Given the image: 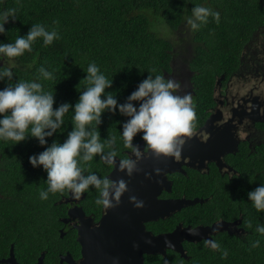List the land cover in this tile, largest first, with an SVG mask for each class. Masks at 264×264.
Returning a JSON list of instances; mask_svg holds the SVG:
<instances>
[{"label": "trees", "instance_id": "trees-1", "mask_svg": "<svg viewBox=\"0 0 264 264\" xmlns=\"http://www.w3.org/2000/svg\"><path fill=\"white\" fill-rule=\"evenodd\" d=\"M194 5L219 12V23L209 17L207 24L193 32L186 24V17L191 15ZM0 8L17 10L16 20L5 25L9 32L0 34V42H14L34 23L58 31L60 39L49 46L37 40L31 52L16 58L18 67L13 69L14 79L20 80L35 79L41 66L52 72L54 79L41 80V83L46 91L54 88V108L64 102H77L79 91L86 86L82 79L89 63L95 62L106 77L113 78L112 87L106 91L116 94L119 103L125 102L148 72L167 78L169 73H178L186 64L196 96L195 126L202 122L198 118L203 105L207 114V109L216 103L213 94L218 79L222 75L229 78L236 72L245 46L264 27V0H0ZM178 58L182 63L177 64ZM6 84V81L0 82V89ZM71 116V111L66 114L62 133L48 138V144L52 140L63 143L72 130ZM126 119L118 112L115 115L105 112L99 125L102 139L117 137L119 155L125 149L120 131ZM139 140V135L134 138V142ZM255 146L254 151H243L230 161L238 172L233 177L222 176L217 169L210 174L196 171L195 178L186 179L175 190L180 194L183 187L189 196L198 194L209 199L161 219L157 224L163 230L172 229L179 221L212 223L241 217L246 232L242 236L227 232L215 235V241L228 251L226 258L203 246L190 250L191 257L181 259L182 264H264V237L255 233L257 223L264 224V213H257L247 196L264 183V142ZM43 150L35 138L16 145L0 140V230L5 229L7 236L5 250L0 248V257L7 255L10 243L15 245L16 254H21V262L62 242L65 248L57 247V250L78 252L76 233L68 232L69 241H65L59 238L58 231L61 226L58 216L65 215L67 210L65 204L58 203L70 193L67 190L49 193L47 200L40 199V191L47 189L44 181L47 174L41 167L33 168L29 157ZM86 168L106 177L112 165L97 157ZM98 197V190L90 188L81 202L97 216L102 208L95 203ZM257 239L260 246L251 248V242ZM57 250H47L49 263L58 264ZM170 255L174 258L178 253L170 251Z\"/></svg>", "mask_w": 264, "mask_h": 264}, {"label": "clouds", "instance_id": "clouds-1", "mask_svg": "<svg viewBox=\"0 0 264 264\" xmlns=\"http://www.w3.org/2000/svg\"><path fill=\"white\" fill-rule=\"evenodd\" d=\"M15 8H0V34L6 35L5 25L16 20ZM209 17L219 23L220 13L203 5H194L186 24L194 32L209 22ZM55 23V22H54ZM60 39L58 31L48 30L41 23L31 24L28 32L18 35L14 42H0V82L6 81L0 89V140L12 141L14 145L29 138H35L44 150L29 157L33 168L41 167L46 172V190L39 193L41 200H47L49 193H71L79 200L90 188L99 192L97 205L107 211L119 203L127 191L126 182L111 180L87 171L86 165L99 157L101 161L113 166L118 155L117 137L101 138L99 125L105 112H117L127 119L121 124L120 139L123 147L129 150L126 158L117 163L118 170L131 176L144 153L134 143L138 135L147 148L157 156L180 159L184 137L191 136L196 120V106L190 93L178 94L181 83L164 75L148 72L124 103H119L116 94L106 91L113 85L95 63H89L82 79L86 86L79 91L75 104L64 102L54 108L55 91H46L41 80L54 79L53 73L41 66L39 75L33 80L14 79L13 69L17 68L16 58L32 51V45L42 40L49 46ZM176 61H173L175 63ZM28 67H31L29 65ZM72 112V130L67 133L63 143L52 140L58 132L62 133L66 114ZM120 123V122H118ZM251 206L257 213H264V183L247 193ZM136 207L141 201L130 197ZM255 233L264 237V224L257 223ZM166 241V245L170 244ZM205 245L221 258L228 251L215 240H205ZM260 246V239L251 242V248Z\"/></svg>", "mask_w": 264, "mask_h": 264}, {"label": "flooded vegetation", "instance_id": "flooded-vegetation-1", "mask_svg": "<svg viewBox=\"0 0 264 264\" xmlns=\"http://www.w3.org/2000/svg\"><path fill=\"white\" fill-rule=\"evenodd\" d=\"M264 35V27L256 31L250 42L245 46L241 54V62L238 69L233 73L229 78L222 75L216 82L214 88V106H211L206 110L203 105V111L198 118V121H202L199 125L194 124L193 135H196L195 142L205 146L213 155L205 154L204 151H194L198 161H194V167L188 166L190 161L189 157L183 159L180 156V159L177 160L180 163L182 171H174L166 174L167 179L171 181V192L162 191V193L157 196L158 199H168V198H189L193 199L196 197H202L198 194H193L189 196L188 190L181 187V191H175L178 189L179 185L182 182H185L186 179L195 178L197 175L196 171H199L201 174H210L214 169L220 172L222 176L227 175L229 178L237 174V170L234 166L231 165V160L236 159L241 152H252L255 150V143L264 142L261 141L260 136L264 133L262 127L264 126V42H258L260 36ZM264 41V39H263ZM258 42V43H257ZM175 64V63H174ZM2 66V62H0ZM190 72L187 69L186 64H183L181 70L178 73H169V78L177 80L181 83V87L178 90V94L184 95L190 93L193 97V100L196 99L193 85L189 82ZM141 143L142 152L144 156L149 155V149L147 148L144 141L139 140L134 143ZM200 146L198 149H203L204 147ZM228 150H225V149ZM216 153H221V159L225 163V166L219 167L216 160L213 159V156ZM129 155V150L124 149L122 155H117L119 159L126 158ZM206 157L201 163V158ZM113 169V166L111 170ZM108 171L105 176L107 177L110 174ZM194 176V177H193ZM177 182V183H176ZM178 194V195H177ZM86 193L81 195L79 200L73 199L71 193L69 196L64 198L58 204H65L66 214L59 215L58 220L60 222V227H58L60 239L67 240L69 237L66 235L70 231L76 233V241L78 237V229L76 225H79L78 218H71L69 211L75 207H81L84 210L85 215L91 217V226L98 225L100 217L103 215V206L101 208L100 215L97 213L89 212L85 205L81 202L85 199ZM209 199V198H208ZM201 204V203H200ZM161 220H152L144 222L145 231L158 235L162 233H167L173 231L177 226L182 225L183 227L191 226L193 228L197 227H209L215 224H223V227H220L215 234L207 233L206 236H202L200 240L188 241L184 240L182 242L184 248V255L180 254L174 249H167L165 253L162 252H152L146 253L143 252L145 245L141 242L140 237L142 234L140 232L134 233L130 232L133 230L130 226H127L126 237L129 239H124L125 236L121 235L122 232L119 230H124L122 224L124 220L122 218L112 219L114 226L119 233L112 234L113 239L119 242V248L123 250L125 256L123 258V264H137L141 259V264H182L181 259H189L191 257L190 250L199 249L205 245L206 237L211 236L212 240H215V235L223 232L229 234H235L238 236L244 235L246 232L244 227L241 225L242 218L237 217L232 220L228 219H218L212 223H187L185 224L182 221H179L172 229L163 230L162 226L157 224ZM119 229H118V228ZM225 227V228H224ZM222 228V230H220ZM0 248L5 250L6 247V231L5 229L0 230ZM121 233V234H120ZM132 243H131V242ZM79 248L78 252L70 251V249L63 252V250H57L59 248H65V243L62 242L59 245H54L52 248L48 247L47 250H57L58 251V264H69L67 260L63 257L69 253L75 264H80L83 254H82V245L78 242ZM69 245V244H68ZM67 245V246H68ZM15 260L20 264H36L41 262L42 264H52L50 256L47 254V250H43L40 254L34 253L31 254V260H26L21 262L19 257L21 254H16L15 245L10 243V248L6 256L0 257V264H8L4 262L5 259L10 255V251ZM170 251L178 253L177 257L172 258ZM25 252V251H24ZM55 259V257H54ZM180 261V263L178 262Z\"/></svg>", "mask_w": 264, "mask_h": 264}, {"label": "water", "instance_id": "water-1", "mask_svg": "<svg viewBox=\"0 0 264 264\" xmlns=\"http://www.w3.org/2000/svg\"><path fill=\"white\" fill-rule=\"evenodd\" d=\"M193 136V138L192 135L184 137L180 155L183 159L189 157L188 166L190 167H194V161H198L194 151L201 152L205 150V154L213 155L208 148L195 142L196 135ZM135 144L142 148L141 143ZM200 146L204 148L198 149ZM205 158H201V163H203ZM213 159L216 160L219 167L225 166V163L221 159V153H216ZM119 160L116 157L113 169L107 177L111 180L123 179L127 184V191L120 197L118 204L107 211L103 209V215L100 217L98 225L91 226V217L85 215L81 207H75L69 211L71 218H78L79 221V225H76L78 229L77 240L82 245L83 254L80 264H123L125 253L119 248V242L113 239L112 234L119 232L115 228L114 222L111 221L112 219L122 218L124 220L122 224L124 230L117 227L123 236L128 233V225L133 229L130 232H140L142 234L140 237L141 242L145 245L143 252L146 253H165L169 248L184 255L182 245L184 240H200L201 235L206 236L207 233L215 234L220 227H223V224L197 228L179 225L173 231L158 235L145 231L144 222L169 218L172 214L181 211L185 207L206 202L208 198H168L163 200L157 198L163 190L168 193L171 192V181L167 179L166 174L182 171L180 163L173 157L157 156L149 150V155L143 156L140 159L136 171L131 176L118 170L117 163ZM130 197H135L136 201H141L142 207H136L134 202L130 200ZM124 239L129 238L125 236ZM206 239H212V237L209 236ZM166 241H170L171 243L166 245ZM63 258L69 264H75L71 253L68 252ZM15 259L11 250L10 255L4 262L8 264H20ZM137 264H141V259Z\"/></svg>", "mask_w": 264, "mask_h": 264}, {"label": "rangeland", "instance_id": "rangeland-1", "mask_svg": "<svg viewBox=\"0 0 264 264\" xmlns=\"http://www.w3.org/2000/svg\"><path fill=\"white\" fill-rule=\"evenodd\" d=\"M221 18H223L222 15H221ZM263 39H264V35H261V36H260V39H259L258 42L263 43V42H264ZM258 42H257V43H258ZM16 61H17V60H16ZM16 63H17V62H16ZM180 63H182V59H181V58H178V59H177V64H180Z\"/></svg>", "mask_w": 264, "mask_h": 264}]
</instances>
